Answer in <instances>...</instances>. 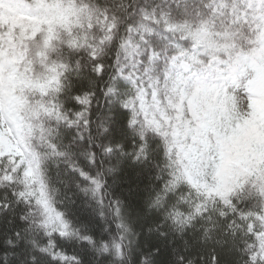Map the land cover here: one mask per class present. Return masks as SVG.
I'll return each instance as SVG.
<instances>
[{
    "label": "snow or ice",
    "instance_id": "6c2138e0",
    "mask_svg": "<svg viewBox=\"0 0 264 264\" xmlns=\"http://www.w3.org/2000/svg\"><path fill=\"white\" fill-rule=\"evenodd\" d=\"M0 264H264V0H0Z\"/></svg>",
    "mask_w": 264,
    "mask_h": 264
}]
</instances>
